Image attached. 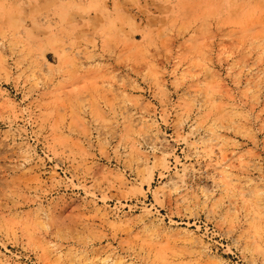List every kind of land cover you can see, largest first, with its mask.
Listing matches in <instances>:
<instances>
[{"label": "rangeland", "instance_id": "rangeland-1", "mask_svg": "<svg viewBox=\"0 0 264 264\" xmlns=\"http://www.w3.org/2000/svg\"><path fill=\"white\" fill-rule=\"evenodd\" d=\"M0 264H264V0H0Z\"/></svg>", "mask_w": 264, "mask_h": 264}]
</instances>
